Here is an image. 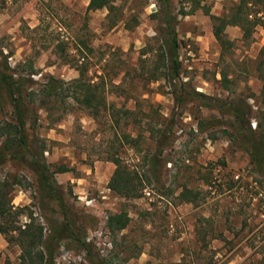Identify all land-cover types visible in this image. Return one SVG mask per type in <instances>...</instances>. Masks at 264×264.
<instances>
[{
    "label": "rangeland",
    "instance_id": "374dc122",
    "mask_svg": "<svg viewBox=\"0 0 264 264\" xmlns=\"http://www.w3.org/2000/svg\"><path fill=\"white\" fill-rule=\"evenodd\" d=\"M111 1L117 7L111 19L117 23L110 27L107 9L87 11L89 0H0V51L6 56L0 61L28 80L26 93L34 92L37 121L30 137L43 147L66 203L89 216L87 240L100 257L113 258L112 264H264V173L254 172L248 155L230 143L222 125L198 129V119H224L216 109L198 102L176 107L168 83L152 79L160 72L163 36L156 1ZM236 1L201 3L210 14L222 15ZM172 6L178 15L181 80L222 99L258 94L264 80V28L257 26L245 40L239 26L228 25L224 32L233 44L222 55L204 9L184 15L186 1L172 0ZM82 42L92 49L84 54L92 81L103 79L107 89L110 81L119 84L107 91V101L133 114L114 116L101 108L94 116L70 96H41L49 76L64 82L78 76L75 60L67 63L65 57L76 55ZM221 69L234 79L230 89L219 82ZM174 108L172 135L159 145L157 129ZM10 111L9 102L0 100V119ZM122 132L142 133L137 147L131 148ZM156 154L158 174L149 159ZM118 155L144 179L139 197H124L108 187L115 169L110 157ZM1 172L20 180L12 199L16 223L28 222L32 212L47 231L49 219L59 215L52 211L53 201L42 204L32 173L13 162ZM185 187L193 192L192 202L180 196ZM144 188L152 191L151 198ZM120 211L130 220L114 246L106 218ZM19 253V246L0 233V264L6 258L17 264ZM84 254L62 247L57 259L59 264H87Z\"/></svg>",
    "mask_w": 264,
    "mask_h": 264
},
{
    "label": "trees",
    "instance_id": "16d2710c",
    "mask_svg": "<svg viewBox=\"0 0 264 264\" xmlns=\"http://www.w3.org/2000/svg\"><path fill=\"white\" fill-rule=\"evenodd\" d=\"M158 8L160 23L163 26L161 37V50L159 56V74L152 77L154 80L164 79L170 86L176 107L182 108L189 102H198L201 106L216 109L224 119H198L197 126L200 131L220 124L223 126L224 135L237 149L245 152L253 167L254 172L264 173V80L258 94L237 96L222 99L214 97L191 87L188 81L181 80V61L179 59V40L176 25L178 15L174 12L172 0H155ZM189 4V9L182 14L186 15L202 8L212 19V33L220 46L223 55L231 49L232 41L226 37L225 28L228 25L239 26L243 31L245 40L252 36L254 28H264V0H237L234 5L222 15L210 14L206 5L201 0H184ZM107 9L106 19L109 25L114 26L117 21L111 19V14L116 10V5L111 0H89L87 11ZM59 44V43H58ZM59 48H63L59 45ZM72 58L65 57L66 62L76 66L78 76L64 82L49 76L40 90L43 98H58L70 96L76 103L89 109L94 116L101 113V108L111 111V114H133V110L116 107L108 102L106 95L110 88L119 87V84L109 82L107 89L103 79L101 82L92 81L88 75V59L85 50L92 49L84 42L77 49ZM0 56L6 58L0 51ZM77 57V59L75 58ZM88 57V55H87ZM30 74H35L33 65L28 63ZM156 66V68L158 67ZM156 68H153L155 70ZM219 82L226 89H230L233 78L225 69L219 71ZM29 78V77H28ZM31 80V79H29ZM178 81V82H177ZM28 80L20 72L11 69L7 61H0V100L6 99L11 105V111L6 118L0 119V233L8 242H14L20 248L17 264H59L57 256L62 247L73 248L84 252L87 264H112L113 258L100 257L95 245L86 238V221L89 216L80 215L73 207L69 206L64 198L63 190L54 177V170L44 156V149L36 138L30 137L29 129L35 127L33 103L36 100L34 92L26 93L25 86ZM248 97L253 99L249 103ZM46 103V102H43ZM149 103V108H152ZM253 107H256L254 109ZM176 109L170 116L163 119L162 127L157 129V144L169 141L175 124ZM254 121V122H253ZM118 123V119H115ZM152 128L150 129V131ZM122 138L129 143L131 148L137 147L142 133L133 136L129 132H122ZM157 154L149 157L151 169L154 174L159 172ZM115 164V169L110 177L108 187L124 197H139L143 188L144 179L130 165L123 162L120 155L110 157ZM8 162L19 164L28 169L36 182L42 204L45 199L55 203L52 208L58 213L57 219H49V228L35 220L33 213H27L29 221L20 225L16 223V208L12 203L15 187L20 183L16 174L3 175L2 167ZM64 170V169H63ZM191 189L185 187L180 196L184 201L192 202ZM126 211L110 213L106 218V228L110 233L111 243L117 245V233L124 230L129 223ZM116 235V236H115ZM115 236V237H114ZM4 264H14L6 258Z\"/></svg>",
    "mask_w": 264,
    "mask_h": 264
},
{
    "label": "built area",
    "instance_id": "2783aa9c",
    "mask_svg": "<svg viewBox=\"0 0 264 264\" xmlns=\"http://www.w3.org/2000/svg\"><path fill=\"white\" fill-rule=\"evenodd\" d=\"M143 194L147 197V198H151L152 197V191L150 189H146L144 188L143 190Z\"/></svg>",
    "mask_w": 264,
    "mask_h": 264
}]
</instances>
